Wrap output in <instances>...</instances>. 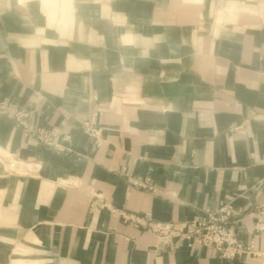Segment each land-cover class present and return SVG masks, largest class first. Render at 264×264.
Returning <instances> with one entry per match:
<instances>
[{
  "label": "crops",
  "instance_id": "0c3cea01",
  "mask_svg": "<svg viewBox=\"0 0 264 264\" xmlns=\"http://www.w3.org/2000/svg\"><path fill=\"white\" fill-rule=\"evenodd\" d=\"M4 96L66 149L0 114V264H264V0H0ZM221 202L256 253L124 219Z\"/></svg>",
  "mask_w": 264,
  "mask_h": 264
},
{
  "label": "built area",
  "instance_id": "2783aa9c",
  "mask_svg": "<svg viewBox=\"0 0 264 264\" xmlns=\"http://www.w3.org/2000/svg\"><path fill=\"white\" fill-rule=\"evenodd\" d=\"M0 114L8 116L15 126L41 143L52 145L58 151L66 149V146L59 141L57 130L29 122L27 119L29 111L20 107L10 97H0ZM83 129L96 146L101 144L103 139V127L101 125L85 122ZM131 182L138 186L150 188V184L145 179L132 180ZM247 214L255 217V231L264 236V203L256 205L255 210H251ZM124 219L153 232L157 240L164 245L183 241L188 246L211 247L224 258H232L243 252L256 253L253 241L243 243L239 239L232 220V208L226 202H221L217 208L206 209L201 216L191 220L162 222L140 215H124Z\"/></svg>",
  "mask_w": 264,
  "mask_h": 264
},
{
  "label": "rangeland",
  "instance_id": "374dc122",
  "mask_svg": "<svg viewBox=\"0 0 264 264\" xmlns=\"http://www.w3.org/2000/svg\"><path fill=\"white\" fill-rule=\"evenodd\" d=\"M17 261H18L17 264H24V260L22 261L23 263H21V260H17ZM35 261H36V260H35ZM35 261H34V262H35ZM39 261L44 262V260H40V259H39ZM19 262H20V263H19Z\"/></svg>",
  "mask_w": 264,
  "mask_h": 264
}]
</instances>
